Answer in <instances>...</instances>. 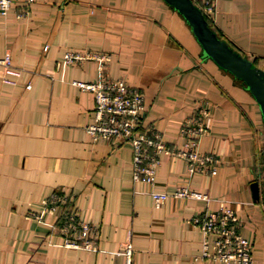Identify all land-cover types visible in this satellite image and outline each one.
<instances>
[{"label": "crops", "instance_id": "1", "mask_svg": "<svg viewBox=\"0 0 264 264\" xmlns=\"http://www.w3.org/2000/svg\"><path fill=\"white\" fill-rule=\"evenodd\" d=\"M199 4L200 0H196ZM14 0L0 12V56L10 53L19 75L0 63V264H240L202 256L204 233L194 217L231 206L264 264V118L246 84L212 58L184 16L165 0ZM211 21L223 39L264 68V0H215ZM48 45V48L45 46ZM68 50L110 54L109 73L145 94L143 126L162 134L155 188L190 185L209 200L171 195L161 206L153 185L133 179L128 141H94L95 96L73 83L96 81L98 61L64 62ZM208 102L210 130L200 149L218 171L191 174L183 126ZM72 196L80 216L100 228L97 250L67 246L61 234ZM263 196V195H261Z\"/></svg>", "mask_w": 264, "mask_h": 264}, {"label": "built area", "instance_id": "2", "mask_svg": "<svg viewBox=\"0 0 264 264\" xmlns=\"http://www.w3.org/2000/svg\"><path fill=\"white\" fill-rule=\"evenodd\" d=\"M22 7L19 14L27 16L31 13V3ZM14 0H0V12L7 14L13 7ZM199 6L209 17L214 13L215 0H200ZM48 48V45L45 46ZM98 61L99 78L96 81L74 80L75 85L89 90L95 96L94 119L86 125V130L94 141H128L133 147L134 180H142L153 185L151 196L156 206H161L171 196L209 200L206 192L196 190L190 185H180L173 193L155 188L158 179V168L162 162V154L170 151L162 134L157 130L143 126L144 114L147 110L145 94L132 87L126 79L113 77L109 73L110 54L100 51L85 52L68 50L64 56L67 64L80 63L85 59ZM0 63L6 66L10 74L19 75L14 67L10 53L0 56ZM210 114L208 102L190 116L183 126L187 138L185 148L175 151L186 158L191 174L212 173L218 171L215 154L200 149L202 137L210 130L207 118ZM60 203L66 204L61 220V234L67 246L90 250L98 249L100 228L80 216L72 196L54 193L46 200V206L54 208ZM194 223L204 233L202 256L212 260L254 264L253 243L242 231V221L237 212L226 203L219 208L207 209L194 217ZM125 264H134L135 250L131 242L121 249Z\"/></svg>", "mask_w": 264, "mask_h": 264}, {"label": "water", "instance_id": "3", "mask_svg": "<svg viewBox=\"0 0 264 264\" xmlns=\"http://www.w3.org/2000/svg\"><path fill=\"white\" fill-rule=\"evenodd\" d=\"M178 10L190 24L203 47V56L212 58L222 68L241 79L257 100L264 118V68L254 60L235 49L215 30L205 12L195 0H165ZM257 198L263 197L260 183L253 184ZM263 195V196H261Z\"/></svg>", "mask_w": 264, "mask_h": 264}, {"label": "trees", "instance_id": "4", "mask_svg": "<svg viewBox=\"0 0 264 264\" xmlns=\"http://www.w3.org/2000/svg\"><path fill=\"white\" fill-rule=\"evenodd\" d=\"M195 2L197 3V1L195 0ZM198 4V3H197ZM207 16V18L209 19V21H210V24H211V26L215 29V27H214V25H213V23H212V21H211V18L208 16V15H206ZM216 30V29H215ZM220 35V34H219ZM236 49V48H235ZM239 51V50H238Z\"/></svg>", "mask_w": 264, "mask_h": 264}]
</instances>
